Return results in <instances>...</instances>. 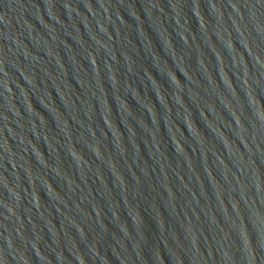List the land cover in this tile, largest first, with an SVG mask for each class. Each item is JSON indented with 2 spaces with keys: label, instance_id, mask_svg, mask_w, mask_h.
<instances>
[{
  "label": "water",
  "instance_id": "95a60500",
  "mask_svg": "<svg viewBox=\"0 0 264 264\" xmlns=\"http://www.w3.org/2000/svg\"><path fill=\"white\" fill-rule=\"evenodd\" d=\"M0 264H264V0H0Z\"/></svg>",
  "mask_w": 264,
  "mask_h": 264
}]
</instances>
